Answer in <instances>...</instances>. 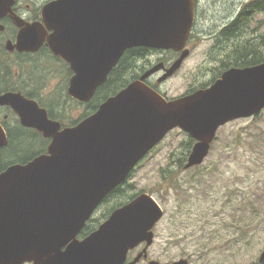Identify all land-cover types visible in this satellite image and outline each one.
Wrapping results in <instances>:
<instances>
[{"label": "water", "instance_id": "95a60500", "mask_svg": "<svg viewBox=\"0 0 264 264\" xmlns=\"http://www.w3.org/2000/svg\"><path fill=\"white\" fill-rule=\"evenodd\" d=\"M13 3L0 0V17L13 12ZM195 5L196 0H53L43 6L45 25L14 18L22 29L16 45L7 49L35 52L46 42L76 72L71 94L88 100L126 50L184 49ZM188 55L185 48L161 80ZM162 68L159 63L62 132H53L57 127L36 101L15 92L0 94V105H11L25 125L53 136L47 154L0 173V264H139L149 257L164 210L146 192L115 208L89 235H79L98 206L169 132L179 128L197 140L185 165L195 167L208 157L220 126L264 110V62L231 68L207 89L171 100L144 82ZM77 81L87 86L81 90ZM6 141L0 123V147ZM143 242L145 249L128 262L130 250ZM255 264H264V250Z\"/></svg>", "mask_w": 264, "mask_h": 264}, {"label": "rangeland", "instance_id": "374dc122", "mask_svg": "<svg viewBox=\"0 0 264 264\" xmlns=\"http://www.w3.org/2000/svg\"><path fill=\"white\" fill-rule=\"evenodd\" d=\"M201 3H210V8L207 7L210 14L223 0H201ZM255 16L252 27L258 30L251 28L245 32V38L264 34V13ZM209 51L205 41L197 45L180 71L167 78L165 89L170 95H180L190 85L203 82L204 67L216 68L219 62L215 63L214 56L211 63L207 61ZM156 57V53L150 55L153 61ZM6 58L15 74L18 65L10 56ZM31 66L26 67L30 84L39 87L48 79L51 89L58 90L59 78L49 70L39 73ZM18 67L22 74L24 67ZM35 95L42 98L41 94ZM74 108L68 111L74 115L82 112V107ZM218 138L213 152L201 165L186 168V137L182 130L174 129L138 163L129 177L132 188L128 193H149L164 210V217L154 228L149 258L139 264L151 260L172 263L180 259H187L189 264L258 263L264 250V115L234 122L221 129ZM183 159L186 161L181 166ZM115 196L102 204L92 224L99 226L108 218L117 203ZM137 252L138 249L130 257H136Z\"/></svg>", "mask_w": 264, "mask_h": 264}, {"label": "flooded vegetation", "instance_id": "af4514ba", "mask_svg": "<svg viewBox=\"0 0 264 264\" xmlns=\"http://www.w3.org/2000/svg\"><path fill=\"white\" fill-rule=\"evenodd\" d=\"M50 1L53 0H14L12 6L13 12H7L0 17V25L3 26V28L0 29V34L3 36L0 40V46L3 45L4 47L2 48L5 50V53L3 54L4 57L0 58V94L15 92L22 94L29 100L36 101L41 109L47 111L48 121L57 127L53 132H62L65 129L75 127L99 110L100 106L108 99L106 96L107 94H105L106 89H108L106 87L110 83L112 73L120 66L119 62L121 59H124V63L127 64V69L124 70L121 78L125 80V73L128 71L131 75V81L129 84L140 81L142 76L151 70L153 66H156L159 63H164V68L147 77L144 82L169 100L192 94L198 90L207 89L221 78L227 70L234 67H241L233 62V59H236L239 55V46L246 43L248 45L247 56L249 55L250 57H253V42L260 38V34H252V36L250 35L246 38L244 35L245 32L250 31L251 28L257 29L252 27L256 18L255 15L264 13V11L256 13H249L247 11V8L251 6L254 1L259 0H223L222 5L216 7L213 11L210 10V14L207 9L210 3L208 5H203L201 0H196L194 23L184 49L180 51H175L173 49H157L151 52L149 51L148 54L143 57L135 51L130 52L129 57H123L124 53L116 67L109 73L106 83L99 86L91 98L88 100H81L74 97L70 90L71 81L76 76V72L73 70L71 64L63 57L54 54L46 42L35 52L19 51L16 48H14V50L7 49L8 44H11L12 46L16 45L19 33L22 29L15 22L14 18L18 17L28 24L40 22L45 25L42 10L43 6ZM48 32L52 33V30H48ZM204 41L209 45L210 49L207 61L214 56L215 63L219 62V64L215 69L210 67L207 68V66L204 67L203 77L205 79L203 82L190 85V87L180 95H170L165 89L168 79L161 80V77L165 75L166 71L173 65V63L181 57L186 48L189 50V55L183 61L181 67L175 72L174 75H176L191 57L193 49ZM6 52L8 53L7 55ZM43 53H45V55H42ZM149 53L157 54L154 61L151 60V54ZM242 54H244L243 51ZM7 56L11 57V60L15 65L20 66V68L24 67L22 68V74L21 71H19L20 69L18 66H15L17 67L15 74L11 72L10 65L8 64L9 59L6 58ZM41 58H43L44 61H42ZM147 59L151 62H148ZM209 62L211 63L212 61L210 60ZM29 66L33 69H37L39 73L49 70L50 74L59 78L60 84L57 86L58 90L53 91V88L51 89L52 83L48 79H46L45 83L39 87L30 84L31 82L29 79H31V76L27 73L26 68ZM243 67L247 66H242L241 68ZM76 84L81 90L87 86L85 82L80 81H77ZM30 87L32 89H30ZM35 89L36 91L34 93L30 92ZM74 91L81 92L79 89ZM51 93L54 95L53 98L49 97V94ZM35 94H41L42 98L40 95ZM74 106L75 108L82 107V112L76 115L69 112L68 109L72 110ZM262 115H264V110L258 115L249 117V119H256L262 117ZM243 119L247 118L235 119L218 128L208 156L213 152L212 147L214 142L219 140L218 137L220 136V130ZM0 123L2 124L7 137L6 143L0 147V173L13 165L28 164L35 158L48 153L49 146L53 141V136L45 135L44 131L37 127L25 125L18 112L11 105H0ZM182 132L185 134L187 143L184 155L188 157L197 140L193 139L189 133L185 131ZM156 147L157 146H155L149 154L153 152ZM26 150L28 152H26ZM102 204L103 203H101L95 210L92 219ZM146 245L147 243L143 242L137 248L130 250L127 261L130 262L135 258L130 257L133 251L138 249V255L145 249ZM140 247L142 248L140 249ZM143 260L145 259H141L140 262ZM24 264L32 263L26 262Z\"/></svg>", "mask_w": 264, "mask_h": 264}, {"label": "trees", "instance_id": "16d2710c", "mask_svg": "<svg viewBox=\"0 0 264 264\" xmlns=\"http://www.w3.org/2000/svg\"><path fill=\"white\" fill-rule=\"evenodd\" d=\"M247 11L249 13H256L259 11H264V0L254 1L252 3V5L247 8ZM249 18H250V16H249ZM252 48H253V57H250L249 55L247 56L248 45L245 43V44H242L241 46H239L238 47L239 55L236 59H233V62L237 66H241V67L242 66L257 65V64L264 62V34L260 35V38L253 42ZM153 50H157V49L148 48V47L131 48L125 52L123 57H129L130 56L129 53L132 51L137 52V54H139L143 57L146 54H148L149 51L151 52ZM242 51L244 54H242ZM4 53H5V50L2 48V46H0V58L4 57L3 56ZM119 63H120V66L112 73V75L110 77V83L106 87V88H108L105 91V94H107L106 95L107 98H109L110 96L115 95L116 93L121 91V89H123L131 81V75L128 71L125 73V77H126L125 80L121 78L123 76L124 70L127 69L126 68L127 64L124 63V59H121V61ZM185 161H186V159L181 160V166L183 165V163H185ZM129 177L123 184H121L120 186L115 188L107 196V198L102 202V203L107 202V201H109V199L112 196L116 195L113 198H115L117 203L114 206H112V208L110 209L109 215L115 208L127 203L129 200L133 199L134 197H136L137 195L140 194V192H136V193H132V194H131V192L128 193L129 192L128 189L132 188L130 185V182H129ZM141 193H142V191H141ZM93 219H91L87 223L85 228L81 231V233H80L81 238L89 235L92 231H94L98 227V226L92 224Z\"/></svg>", "mask_w": 264, "mask_h": 264}]
</instances>
